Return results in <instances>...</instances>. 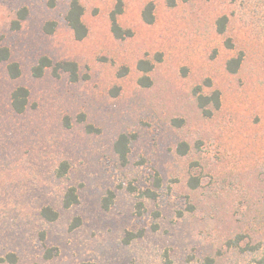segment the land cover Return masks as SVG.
Listing matches in <instances>:
<instances>
[{"label": "rangeland", "instance_id": "obj_1", "mask_svg": "<svg viewBox=\"0 0 264 264\" xmlns=\"http://www.w3.org/2000/svg\"><path fill=\"white\" fill-rule=\"evenodd\" d=\"M116 2L80 0L87 35L77 39L66 20L71 0H0V46L11 53L0 64V257L17 259L0 264H256L264 258V0H124L123 38L112 32ZM42 57L77 63L78 80L52 68L33 77ZM11 62L19 78L9 76ZM20 86L29 98L17 114ZM215 92L220 107H201L199 97ZM122 134L131 140L126 164L114 148ZM70 187L79 203L66 209ZM44 206L59 218L44 220Z\"/></svg>", "mask_w": 264, "mask_h": 264}, {"label": "trees", "instance_id": "obj_2", "mask_svg": "<svg viewBox=\"0 0 264 264\" xmlns=\"http://www.w3.org/2000/svg\"><path fill=\"white\" fill-rule=\"evenodd\" d=\"M176 0H168L169 5L174 6ZM153 5L148 4L144 11H143V19L146 23L151 24L153 23L154 16H153ZM124 12V0H117L116 5L111 13V19H112V32L117 38H123L127 35H130L129 31H124L122 28L119 26L117 22V17L121 15ZM84 13V8L80 3V0H71L70 8L68 11V14L66 16V20L73 29L75 36L77 39H83L87 35V28L84 25L82 21V16ZM27 17V12L26 10H22L19 12V20L14 22L13 29H19L21 26V21L25 20ZM226 17H222L218 21V31L220 33H223L225 31V24H226ZM55 26V23H49L45 26V30L48 33H51L53 31V27ZM10 50L8 47L5 46H0V64L9 62L10 60ZM240 60L239 59H233L229 61L228 63V69L231 72L236 71V67L239 65ZM145 65V66H144ZM138 67L140 70L146 72L151 69L152 66H149L146 62L144 63L143 61L139 62ZM49 68H52V71L55 75H58L60 71L68 72L70 74V79L72 81H77L78 80V65L75 62H59L54 64V62L47 58V57H42L40 58L39 62L37 65H35L32 68V75L35 78H40L44 75L45 71ZM8 74L12 79L19 78L22 75V70L20 65L17 62H11L8 64L7 68ZM145 81L147 78L144 79ZM144 80H140L141 83H143ZM145 85V84H144ZM148 85V84H146ZM28 98H29V90L26 87L20 86L16 88L13 93H12V107L14 111L17 114H22L26 111L27 105H28ZM200 101V106L205 107L208 105L210 102L214 103L215 108L220 107V97H219V92H215L213 96L211 97H199ZM131 140L130 137L126 134H122L118 140L115 143V152L119 156V159L121 163L126 164L128 161V152H129V144ZM180 153L184 154L185 151L180 150ZM61 170L58 173V176H63L66 173V166L67 164H63ZM197 184H193L192 187H195ZM148 194V192H146ZM145 193V194H146ZM146 194V195H147ZM148 195H154L149 192ZM113 194L111 193L110 198H107L104 204L105 208H109V205L111 203ZM63 207L66 209L71 208L74 205H77L79 203V193L76 187H70L66 193L64 194L63 197ZM141 206V211L143 208V204H139ZM40 216L48 221V222H54L59 218V213L54 210L51 206H44L40 210ZM79 224L73 223L71 225L72 228H76ZM144 234V231H141L139 233H128L126 242L129 243L133 239L140 238ZM252 251H256V247H250L249 248ZM53 257L52 250L48 249L45 253V258L46 259H51ZM17 261L16 256L14 254H9L5 258L0 257V262H8V263H15ZM206 264H215L216 260L211 257H207L205 260ZM256 264H264V258H261L257 260Z\"/></svg>", "mask_w": 264, "mask_h": 264}]
</instances>
